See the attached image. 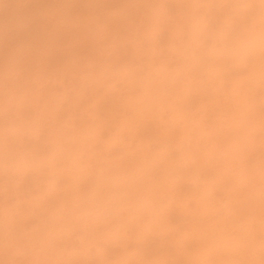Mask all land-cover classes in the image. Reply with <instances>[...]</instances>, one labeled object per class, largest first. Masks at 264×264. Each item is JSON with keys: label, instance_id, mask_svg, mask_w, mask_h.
Instances as JSON below:
<instances>
[{"label": "rangeland", "instance_id": "rangeland-1", "mask_svg": "<svg viewBox=\"0 0 264 264\" xmlns=\"http://www.w3.org/2000/svg\"><path fill=\"white\" fill-rule=\"evenodd\" d=\"M0 264H264V0H0Z\"/></svg>", "mask_w": 264, "mask_h": 264}]
</instances>
